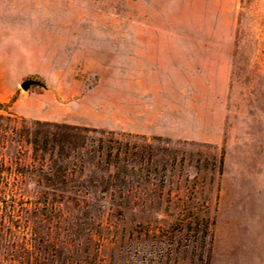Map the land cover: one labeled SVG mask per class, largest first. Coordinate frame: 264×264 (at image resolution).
I'll return each instance as SVG.
<instances>
[{"label": "rangeland", "instance_id": "374dc122", "mask_svg": "<svg viewBox=\"0 0 264 264\" xmlns=\"http://www.w3.org/2000/svg\"><path fill=\"white\" fill-rule=\"evenodd\" d=\"M0 264H264V0H0Z\"/></svg>", "mask_w": 264, "mask_h": 264}, {"label": "crops", "instance_id": "0c3cea01", "mask_svg": "<svg viewBox=\"0 0 264 264\" xmlns=\"http://www.w3.org/2000/svg\"><path fill=\"white\" fill-rule=\"evenodd\" d=\"M219 78H218V84H212V85H208L206 87V91H210V93L203 94V96L207 97V101L204 102L203 100L201 101V105L198 107L197 110V115H202V113L206 116H208L207 120L209 119V122L207 123H211L213 124L214 128L211 127L209 130L212 131L211 134H206V137L211 138L212 140L215 139H219L218 137H220L219 134V130H221L222 124H223V114H224V100L226 99V97L228 96L227 91H228V87L230 88V71L228 70V72H220L219 73ZM185 102L183 107H185ZM203 109V110H202ZM183 116L186 115L188 116V114H185V112H183L182 114ZM185 118V116H184ZM186 120V119H185ZM183 119V123H184V127H185V121ZM196 121V120H195ZM201 121V119L198 120ZM206 121H204L203 123H205ZM187 124V122H186ZM180 133V132H178ZM186 133V134H185ZM177 137H187V138H191L192 135L190 134V132L183 128V134L182 136H180L179 134L177 135Z\"/></svg>", "mask_w": 264, "mask_h": 264}, {"label": "water", "instance_id": "95a60500", "mask_svg": "<svg viewBox=\"0 0 264 264\" xmlns=\"http://www.w3.org/2000/svg\"><path fill=\"white\" fill-rule=\"evenodd\" d=\"M20 86H21L22 90H24L26 92H28L32 87H36V86L42 87L46 90L48 89V87L44 83H42L41 81L36 80V79H31V78L23 81Z\"/></svg>", "mask_w": 264, "mask_h": 264}]
</instances>
